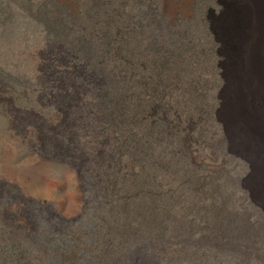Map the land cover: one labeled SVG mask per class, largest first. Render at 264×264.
Returning a JSON list of instances; mask_svg holds the SVG:
<instances>
[{"label": "rangeland", "instance_id": "374dc122", "mask_svg": "<svg viewBox=\"0 0 264 264\" xmlns=\"http://www.w3.org/2000/svg\"><path fill=\"white\" fill-rule=\"evenodd\" d=\"M234 6L0 0V264H264L217 119Z\"/></svg>", "mask_w": 264, "mask_h": 264}, {"label": "bare ground", "instance_id": "6f19581e", "mask_svg": "<svg viewBox=\"0 0 264 264\" xmlns=\"http://www.w3.org/2000/svg\"><path fill=\"white\" fill-rule=\"evenodd\" d=\"M232 1L236 12L224 38L230 60L217 119L232 143L231 153L250 165L249 192L264 210V0H239L252 10L251 21L242 17L239 37L238 0Z\"/></svg>", "mask_w": 264, "mask_h": 264}]
</instances>
